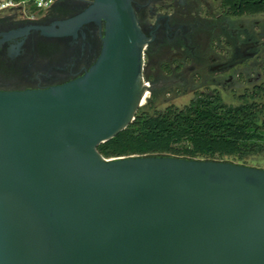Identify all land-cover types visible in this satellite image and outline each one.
<instances>
[{
    "label": "water",
    "instance_id": "obj_1",
    "mask_svg": "<svg viewBox=\"0 0 264 264\" xmlns=\"http://www.w3.org/2000/svg\"><path fill=\"white\" fill-rule=\"evenodd\" d=\"M104 23L81 77L0 90V264H264V169L97 147L142 106L144 37L129 0L52 27Z\"/></svg>",
    "mask_w": 264,
    "mask_h": 264
},
{
    "label": "flooded vegetation",
    "instance_id": "obj_2",
    "mask_svg": "<svg viewBox=\"0 0 264 264\" xmlns=\"http://www.w3.org/2000/svg\"><path fill=\"white\" fill-rule=\"evenodd\" d=\"M92 1L57 0L43 16L1 11L0 90L45 89L83 76L100 54L104 23H83L61 36L53 35L58 26L46 32L35 27L73 18ZM129 2L145 40L147 103H170L210 87L264 86L262 0Z\"/></svg>",
    "mask_w": 264,
    "mask_h": 264
},
{
    "label": "trees",
    "instance_id": "obj_3",
    "mask_svg": "<svg viewBox=\"0 0 264 264\" xmlns=\"http://www.w3.org/2000/svg\"><path fill=\"white\" fill-rule=\"evenodd\" d=\"M97 151L106 159L170 155L246 165L250 156L264 155V86L236 106L224 104L216 91L196 94L182 107L153 99Z\"/></svg>",
    "mask_w": 264,
    "mask_h": 264
},
{
    "label": "rangeland",
    "instance_id": "obj_4",
    "mask_svg": "<svg viewBox=\"0 0 264 264\" xmlns=\"http://www.w3.org/2000/svg\"><path fill=\"white\" fill-rule=\"evenodd\" d=\"M5 12H11V11H5ZM22 12L21 10L14 9L11 13H17ZM44 14V13H43ZM40 15V16H43ZM3 14L1 13L0 16ZM39 18V17H38ZM41 18V17H40ZM261 18H258L260 20ZM246 90L244 88H233V87H226V89H223L222 87H217L216 89L213 90L212 87H210L207 92L216 91L220 95L222 101L224 104L227 106H236L240 103L241 98L249 93L252 88L250 85H246ZM190 89V88H189ZM149 95V94H148ZM196 95L193 94H187L185 96H181L178 99L174 100L172 103L176 105L177 107H182L183 105L187 104L191 99H193ZM147 98L144 100V104L142 106H145L147 104ZM233 162V161H232ZM246 165L251 166V167H257V168H262L264 169V155H255V156H250L246 160Z\"/></svg>",
    "mask_w": 264,
    "mask_h": 264
},
{
    "label": "built area",
    "instance_id": "obj_5",
    "mask_svg": "<svg viewBox=\"0 0 264 264\" xmlns=\"http://www.w3.org/2000/svg\"><path fill=\"white\" fill-rule=\"evenodd\" d=\"M57 0H0V12L8 9L21 10L23 13H31L33 15H42ZM144 86L148 83L142 80ZM148 94L146 91L145 94Z\"/></svg>",
    "mask_w": 264,
    "mask_h": 264
},
{
    "label": "bare ground",
    "instance_id": "obj_6",
    "mask_svg": "<svg viewBox=\"0 0 264 264\" xmlns=\"http://www.w3.org/2000/svg\"><path fill=\"white\" fill-rule=\"evenodd\" d=\"M145 96H147V93H146V95H145ZM144 100H145V99H143V101H142L141 105H143V104H144Z\"/></svg>",
    "mask_w": 264,
    "mask_h": 264
}]
</instances>
